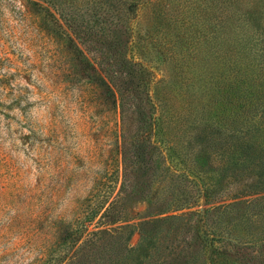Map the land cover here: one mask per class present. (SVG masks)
<instances>
[{"label": "trees", "instance_id": "1", "mask_svg": "<svg viewBox=\"0 0 264 264\" xmlns=\"http://www.w3.org/2000/svg\"><path fill=\"white\" fill-rule=\"evenodd\" d=\"M90 1V11L76 18L52 6L60 24L38 1L25 0V5L51 36L69 40L62 25L85 33L74 30L75 19L106 24ZM148 1L128 0L125 11L135 13ZM220 5L216 24L208 22L202 34L207 51L201 64L194 54L173 63L179 68L175 76L184 77L182 68L190 72L195 66L206 74L203 102L201 94L184 97L188 85L179 78L176 91L184 87L177 94L186 105L175 111L182 122L175 124L173 138L168 137L174 129L170 112L157 104L163 99L149 94L147 66L128 56V42L111 30V49L101 52L96 68L85 75L104 97L117 100V161L96 170L89 188L54 219L47 220L51 209L45 212L46 206L32 208L29 223L33 220L38 232L30 234L25 248L29 261L19 264H264L262 252L240 259L221 246L222 240L235 239V228L264 225V195L240 199L264 192V10H255L264 0H221ZM93 41L103 44L96 34ZM78 61L86 64L82 57ZM176 82L171 78L166 85ZM225 199L232 200L169 213ZM132 202L144 203L147 218L129 222ZM92 223L95 229L88 231ZM134 231L138 240L129 245ZM262 233L252 236L258 241Z\"/></svg>", "mask_w": 264, "mask_h": 264}, {"label": "rangeland", "instance_id": "2", "mask_svg": "<svg viewBox=\"0 0 264 264\" xmlns=\"http://www.w3.org/2000/svg\"><path fill=\"white\" fill-rule=\"evenodd\" d=\"M35 1L46 7L59 24L52 6L59 10L63 7V12L73 18L91 8L90 0ZM94 1L99 0H92V4L106 24L86 22L85 17L75 19L74 30L85 33L75 34L62 25L69 37L66 40L51 36L39 26L38 16L30 12L25 0H0V263L14 260L19 264L26 257L29 236L38 232L33 220L29 223L32 208L46 206L45 212L51 209L47 220L54 219L89 188L96 170L115 158L117 161V100L104 97L97 83L88 81L85 75L96 68L99 54L111 49L115 40L112 29L128 42V56L147 66L148 78L152 79L149 94L163 99L157 104L170 112L167 118L174 129L169 138L178 131L175 124L182 122L175 111L183 112L186 105L177 94L183 93L184 87L176 91L179 78L181 85H188L183 96L201 94L198 98L203 102L206 74L195 66L190 72L183 67L180 73L184 77L175 76L179 68L173 63L186 62L194 54L197 66L201 64V56L207 51L202 34L208 22L215 25L220 17L221 0H149L135 13L125 11L128 0ZM89 33L92 39L85 37ZM94 34L103 44L93 41ZM116 48L121 50V46ZM81 57L86 64L78 61ZM171 78L177 82L166 85ZM62 175L67 180L62 181ZM259 195L264 192L240 199ZM231 200L211 204L198 201V206L169 213ZM145 214L142 202L127 207L129 222L145 219ZM263 226L258 222L254 229L235 228V239L226 238L221 246L235 251L233 254L240 259L258 257L264 253V238L257 241L252 234L262 231L260 236L264 237ZM92 229L94 223L87 227L88 231ZM137 240L134 231L128 244L134 245Z\"/></svg>", "mask_w": 264, "mask_h": 264}]
</instances>
